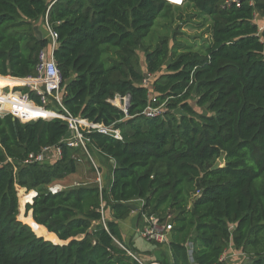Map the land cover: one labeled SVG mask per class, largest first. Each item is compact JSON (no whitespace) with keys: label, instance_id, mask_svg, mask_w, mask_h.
Returning a JSON list of instances; mask_svg holds the SVG:
<instances>
[{"label":"trees","instance_id":"1","mask_svg":"<svg viewBox=\"0 0 264 264\" xmlns=\"http://www.w3.org/2000/svg\"><path fill=\"white\" fill-rule=\"evenodd\" d=\"M185 1L211 24L209 43L198 48L169 47L166 37L145 47L157 22L173 18L167 0H57L51 6L49 0H0V91L35 76L48 42L34 36L33 24L46 19L57 34L53 59L63 109L113 126L122 138L88 135L90 146L113 161L107 189L50 194L43 188L76 172L74 152L60 145L67 124L0 117V264H138L127 252L145 253L124 243L118 227L138 200L142 213L170 216V260L160 255L162 264H221L229 245L246 264H264V21L261 30L254 23L255 13L264 18V0ZM138 50L147 75L158 74L149 87ZM16 90L39 105L26 87ZM150 90L154 106L164 105L162 117L142 114ZM193 91L206 114L188 104ZM115 96L128 97L126 115L109 103ZM26 113L50 116L42 109ZM56 146H62L56 162L22 164ZM16 186L36 193L25 217L29 196L20 204Z\"/></svg>","mask_w":264,"mask_h":264},{"label":"built area","instance_id":"2","mask_svg":"<svg viewBox=\"0 0 264 264\" xmlns=\"http://www.w3.org/2000/svg\"><path fill=\"white\" fill-rule=\"evenodd\" d=\"M56 1L57 0H52L50 2V6ZM170 3H179V1L171 0ZM44 28L46 33L44 39L48 42V46L38 53L34 70L35 76L20 79L24 81V84L22 86H16L17 88L26 87L29 91L33 92V94H35L39 99V105L30 100L28 95L17 91L15 87L2 89L0 91V117L9 115L22 124L36 121L38 119H58L65 122L68 127V132L67 135L60 141V145L72 150L74 155L80 154L88 161L94 174L93 186L98 189L99 193H101L104 189L109 187L114 167L111 166L110 171L108 172L104 166H107V162L109 161L113 164V161L110 158L108 159L107 156H105L98 149L90 146L88 135L91 133H98L110 136L115 140L122 141L120 132L113 126L107 127L102 124L91 123L86 119L72 118L69 113L63 109L60 102L62 95L61 76L53 59V51L57 46V34L48 26L46 19H44ZM147 82V77H145L143 84L147 85ZM146 87H149V84ZM148 96L149 103L142 114L150 118L162 117L164 105L161 104L159 106H154L157 97L151 90L148 92ZM109 103L118 108L124 115L127 114L129 104L128 97L121 98L119 96H115L112 100H109ZM56 106H58L60 110H57ZM27 108L45 110L50 116L46 118H27ZM62 146L45 147L36 154L31 153L27 156L25 161L22 162V164L26 166L35 164H52L61 158ZM74 155L73 159L75 162L81 164V160L79 158H74ZM7 161L10 162L9 159ZM74 186L78 185L74 184ZM63 190H65L63 187L56 185L47 187L45 191L50 194H56ZM33 194L36 193L33 192ZM133 205L134 207L132 208V212L130 214L135 215V219H140V224L136 231V237L140 238L145 243H154L160 247H165L171 239L172 225L170 223V216L158 218L142 213L140 208L142 201L140 200L134 201ZM103 223L104 218H102V224ZM127 253L138 264H162L159 260H145L140 255L131 252ZM224 255L220 259L221 264H227L225 263L226 260H224L226 255ZM231 256H235L240 259H237L236 262L230 264H243L244 254L236 251L235 254L233 253Z\"/></svg>","mask_w":264,"mask_h":264},{"label":"rangeland","instance_id":"3","mask_svg":"<svg viewBox=\"0 0 264 264\" xmlns=\"http://www.w3.org/2000/svg\"><path fill=\"white\" fill-rule=\"evenodd\" d=\"M178 1L179 3L172 4L174 8V14H173L172 20L169 23L167 21H162V20L158 21L155 26L154 31L150 35L149 39L145 42V47L153 48L159 43L160 40L166 39V38L168 39L169 47H171L173 43L175 42H177L178 44H190V45H193V47L195 48H198L199 46H201L203 41H205L206 43L207 42L209 43V28L211 25L210 21L207 18L199 15L198 12H196L194 8L187 1L185 0H178ZM263 21H264V18L261 17L258 13L254 14V23L260 30L263 25ZM173 34H175L174 35L175 38L173 37ZM137 56L139 58L140 67L145 73V77H147L148 83L151 85L153 81L156 79V77L158 76V74L149 75L148 77L146 70H145L144 55H143L142 50L137 51ZM160 72L163 73L164 69L162 68ZM197 99H198L197 94L193 91L187 102L197 113L206 114V111L204 108L197 106L196 104ZM56 108L57 110H59L58 106H56ZM74 158H79L81 160V164L76 163V166H78L77 171L72 175L65 176L61 180H55L49 186L57 185L67 190L69 189V187H77V186H74V184H77L78 186H92L93 185L94 174L89 166L88 161L80 154L74 155ZM107 164L108 165L104 167L109 172L111 165L109 162H107ZM80 165H82L83 170L79 167ZM16 174L17 172H15L14 175ZM15 189H16L18 198H19V195L26 194L25 196H29L28 193L34 192V191L26 192L25 189H20L18 186H16ZM43 189L46 190L47 187H44ZM29 202H30V196H29V199L22 206L23 216H24V206L26 205V203H29ZM103 218L104 220L108 219L106 211H103ZM146 245L148 248L151 247L149 246L148 243H146ZM151 245L155 246L156 248L160 247L158 245H154L153 243H151ZM191 249L192 248L189 245L188 246L189 253L191 252ZM157 252L158 251H155L154 254L155 253L158 254ZM158 256H160V254H158ZM243 257H244L243 264H246L248 262L247 261L248 259L245 255ZM233 262L234 261H232L231 263Z\"/></svg>","mask_w":264,"mask_h":264},{"label":"crops","instance_id":"4","mask_svg":"<svg viewBox=\"0 0 264 264\" xmlns=\"http://www.w3.org/2000/svg\"><path fill=\"white\" fill-rule=\"evenodd\" d=\"M50 2L52 0H49ZM43 24H44V20L41 21H36L33 24V34L35 37H37L38 39H44L45 38V31L43 30ZM11 87H5L4 89H9ZM110 165L113 166L112 162L109 161ZM82 170V165L79 166ZM78 169V166H76V171ZM112 176V174H111ZM110 182H111V178H110ZM107 216H108V211H106ZM130 217V219H129ZM129 217L124 220V221H119L118 222V227L122 236V240L124 243L128 244L131 243L133 248H135L140 254L145 253L144 255H140L143 259L145 260H149V259H153V260H158L160 256H158V254L162 255V257H165L167 260L169 259V251L166 249V247H159L156 248L155 246H152L151 244H149V246H151L150 248L147 247L146 243L141 240L140 238L136 237V231L138 229V226L140 224V219L137 220L135 219L136 216L133 214H130ZM94 226L98 225V223H94ZM155 251H158V254H154ZM236 250L233 248L232 245L228 246V250L226 251V256H225V263L230 264L232 261H237V257H233L231 256L233 253L235 254ZM149 254V255H148ZM233 262V263H234Z\"/></svg>","mask_w":264,"mask_h":264},{"label":"water","instance_id":"5","mask_svg":"<svg viewBox=\"0 0 264 264\" xmlns=\"http://www.w3.org/2000/svg\"><path fill=\"white\" fill-rule=\"evenodd\" d=\"M169 2L171 1V0H168ZM15 88H17V87H15ZM13 120H16V119H13ZM222 162V157H220L219 159H218V161L213 165V167H212V169L211 170H215V169H217L218 168V166H219V163H221ZM35 197V194H33L32 195V197H31V202H32V199ZM26 204H31V203H26ZM27 216H29L30 218H31V212H29L28 214H27ZM24 217H25V209H24ZM19 218V214H18V216H17V219ZM18 221H20L19 219H18ZM21 222V221H20ZM35 226H36V224H34ZM29 226V225H28ZM30 227V226H29ZM30 229L32 230V232L34 233V231H33V229L30 227ZM57 239V238H56ZM57 241L59 242V240L57 239Z\"/></svg>","mask_w":264,"mask_h":264},{"label":"bare ground","instance_id":"6","mask_svg":"<svg viewBox=\"0 0 264 264\" xmlns=\"http://www.w3.org/2000/svg\"><path fill=\"white\" fill-rule=\"evenodd\" d=\"M21 82L24 84L23 80H21ZM28 195L30 196V202L29 203H31V197H32L33 193H28ZM23 199H24L23 196L19 195L20 204H22ZM18 219L20 220V217Z\"/></svg>","mask_w":264,"mask_h":264}]
</instances>
